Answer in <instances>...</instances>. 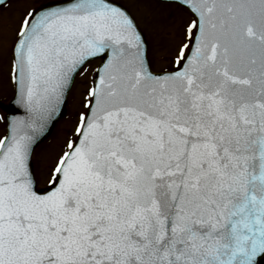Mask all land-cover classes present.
Instances as JSON below:
<instances>
[{
    "label": "snow or ice",
    "instance_id": "6c2138e0",
    "mask_svg": "<svg viewBox=\"0 0 264 264\" xmlns=\"http://www.w3.org/2000/svg\"><path fill=\"white\" fill-rule=\"evenodd\" d=\"M160 2L187 18L158 70L121 0L0 27V264H264V0Z\"/></svg>",
    "mask_w": 264,
    "mask_h": 264
},
{
    "label": "rangeland",
    "instance_id": "374dc122",
    "mask_svg": "<svg viewBox=\"0 0 264 264\" xmlns=\"http://www.w3.org/2000/svg\"><path fill=\"white\" fill-rule=\"evenodd\" d=\"M29 0H14L10 10L5 9L0 13V27L5 29L12 26L14 20L20 15V12L27 6ZM141 22L145 35L152 48L151 59L154 70L161 67L170 66L167 63L168 54L174 50L176 44L181 38L182 26L185 23L186 15L184 12L164 5L157 0H121ZM9 33V37H10ZM95 63V62H94ZM6 68V65H5ZM85 87V81L77 77L73 86L72 97H79L80 92ZM11 94V86L6 80V76L0 73V98ZM70 97L69 112L73 110L74 100ZM2 114V112H0ZM66 127L64 120L60 121L52 130L48 140L38 147L37 151L43 158L51 153L62 138L63 129ZM2 130V129H0ZM47 146L45 151H42Z\"/></svg>",
    "mask_w": 264,
    "mask_h": 264
}]
</instances>
